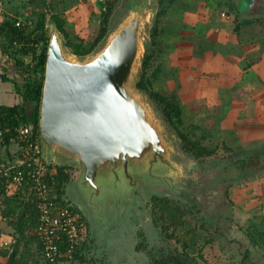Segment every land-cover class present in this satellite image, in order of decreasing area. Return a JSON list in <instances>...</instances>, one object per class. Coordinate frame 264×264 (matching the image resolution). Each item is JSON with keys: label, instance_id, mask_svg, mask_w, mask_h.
<instances>
[{"label": "rangeland", "instance_id": "1", "mask_svg": "<svg viewBox=\"0 0 264 264\" xmlns=\"http://www.w3.org/2000/svg\"><path fill=\"white\" fill-rule=\"evenodd\" d=\"M194 1L166 0L164 6H159L153 27H158L159 32L157 44H154L152 36L150 53L153 52V60L148 77L152 80V88L175 99L179 104L182 123H178V127L201 147L209 148L202 159L189 154L199 166L197 175L202 188L197 200L186 202L171 198L185 203L182 210L191 207L195 212L190 214L171 205L164 212L163 222L169 227L167 232L155 224L156 215L151 212L152 195L149 198L151 207L147 212L149 220H142L138 215L141 210L134 208L128 209L127 215L122 218L111 217L112 223L109 224L90 222L73 198L78 199L76 182L70 181L66 186L64 199L77 206L87 222H84L82 240L73 253L74 257L61 258L59 264H178V260L181 264H230L234 253H239L236 248L234 251L231 242L234 236L233 226L246 223L251 215L239 212L242 211L241 204L251 196V184H246L248 173H251L250 169L264 168L259 161L262 150L264 151V76L256 82L255 74L249 72L246 73L248 76L245 77V83L234 86V82L229 83L230 78L225 82L223 74L231 70L233 64L239 75L249 70L247 53L240 45L237 53H233L232 62L228 61L221 66L223 62L219 58H228L223 57L226 48L221 47L220 54L215 57L212 53L217 51L216 47L211 51L210 46L219 43V38L224 36L215 37L217 31L213 25L207 27V23L201 21L194 23V27L184 18L186 11L190 9L189 4ZM247 1V6L243 4L244 10L248 7ZM106 2L107 0H0V23L8 20L20 22L31 31L39 18L46 15L48 31V27L54 23L53 15L57 14L65 19L71 38L75 41L83 38L85 46L89 47L99 33ZM117 2L110 18L120 7L121 0ZM162 7H166V13L159 20ZM227 14L228 12L223 16L227 17L224 21L228 25L226 33L229 34L232 33L230 29L234 30L235 23ZM190 33L196 35L190 37ZM178 34L184 37L183 41L181 38L179 40ZM187 40L189 45L195 40L200 48L195 46L196 49L191 50L184 44ZM3 41L5 48L16 53V46L10 45L5 39ZM206 45L210 47L207 48L209 51L205 50ZM191 55L195 57L192 59ZM208 56L216 60L206 62L209 61ZM30 58L31 56L25 57ZM231 59L232 57L229 60ZM254 69L257 71V68H251ZM15 73L22 86L23 81L16 68ZM36 108L31 103L28 105L31 117ZM170 125L174 127L171 123ZM37 140L42 149L40 133ZM255 154L258 157H254ZM246 157L249 160L243 162ZM56 166L59 165H51L54 172ZM243 166L247 167L244 172ZM68 167L74 177L77 169ZM157 196L166 197L161 194ZM3 199L4 196L0 193V264L9 263L16 244L18 250L15 264H48L39 247L37 227H31V213L25 218L28 227L20 232L18 226L22 210L4 218L6 210ZM159 212L161 210L157 213ZM1 220L10 223L12 227ZM133 220L141 221L145 229ZM145 230L148 237L146 240L143 237L141 243L140 232ZM3 234L6 238H2ZM227 253L229 254L226 255ZM169 256L174 257V262Z\"/></svg>", "mask_w": 264, "mask_h": 264}, {"label": "water", "instance_id": "2", "mask_svg": "<svg viewBox=\"0 0 264 264\" xmlns=\"http://www.w3.org/2000/svg\"><path fill=\"white\" fill-rule=\"evenodd\" d=\"M160 5L121 0L105 36L84 56L71 51L55 22L48 27L41 150L49 165L77 169L73 198L90 222L109 224L134 208L146 221L152 195L192 202L202 188L178 131L138 87Z\"/></svg>", "mask_w": 264, "mask_h": 264}, {"label": "trees", "instance_id": "3", "mask_svg": "<svg viewBox=\"0 0 264 264\" xmlns=\"http://www.w3.org/2000/svg\"><path fill=\"white\" fill-rule=\"evenodd\" d=\"M117 1L118 0H107V2L105 3L103 9V17H104L103 22L101 24V27L99 28V33L94 37L89 47L85 46L83 38H80L79 41L73 40L69 34L68 29L66 28L65 19L57 14L53 15L54 22L56 23L57 28L65 36L66 45L71 49V51L75 55L78 56L87 55L91 53L95 49V47L99 44V42L105 36L108 30L109 19L113 9L116 6ZM165 2L166 0H161L162 6H164ZM165 13H166V7H162L159 14V20ZM158 32H159L158 27H155L152 32L154 44H157L156 38L158 36ZM3 39L8 41L10 45L16 46V53L10 51L9 48H5ZM48 42H49V37L47 31L46 15H42L39 18L35 28L31 31H28V27L24 24L18 26L15 21L8 20L3 23H0L1 49L3 50V53L7 55L8 59L13 61L15 68L18 69V72L21 75L22 78L21 80L23 81V84L21 86V83L17 82L16 79H14V83L16 85V92L19 95L21 102L15 104L14 106L0 107V119L3 121L5 126L14 127L16 125H19L20 123L29 124L33 129L34 138L38 136V134L40 133L39 109L41 105L43 85L45 80ZM150 52L151 50L147 51L145 55V61L143 64V74L141 80L138 83V87L146 90L151 95V97L158 103L160 108L164 111L168 121L176 128L179 135L183 139V149L188 154L194 155L198 159H202L203 156L206 155V153L209 151V148L201 147L198 144V142H194L188 136V134L182 131L180 127H178V123L179 124L182 123V112L179 104L176 102L175 99L164 96L161 92L155 90L154 87L152 88V80L150 79V76L148 77V73L152 67V60H153V55H152L153 52L152 53ZM26 56L27 57L31 56V58L25 59ZM30 103L37 107L32 117L28 114V105ZM13 142L14 140L12 139V137L8 136L6 139V143L8 144V147L11 146V144H15ZM15 151H16L15 149L14 151L12 149H9L8 152H6V157L12 159L14 156H16ZM249 157H246L242 161L247 162L249 160ZM254 157H258V155L255 154ZM260 159L264 161V154L260 156ZM245 168L247 167L246 166L242 167L243 172L245 171ZM52 169H54V167ZM55 175H56V184L55 186L52 187L53 199L56 202L61 203L62 205H68L71 208V210L74 212L77 223L80 224L82 230L81 232L83 235L84 222H87L86 218L84 217L81 210L77 208V206L70 204V202L64 199V194L66 193V186L71 180L70 168L68 166H56ZM0 191H2L0 193L3 194L4 196L3 206L5 207L6 210L4 216L7 218L8 216L13 215L14 213L17 214L19 211L22 210L21 215L19 214L20 217H19L18 230L20 232H24L26 227H28L25 218L26 215L30 212L31 227L36 228L39 218V210L36 204L33 201L28 200L27 197L21 192H18L17 194L13 193L12 195H10L6 187H4L1 184H0ZM152 202L153 203H152L151 212L154 215H156L155 224L157 225V227L158 226L161 228L163 227V229L167 230L168 232L169 227L168 225H165V223L163 222L165 210L168 209L171 205L174 206L173 208L177 210H182V207L185 206L184 205L185 203L171 199L169 197H161L157 195L152 196ZM187 208H188L187 210L184 209L186 212H189L190 214L195 212L193 208L191 207H187ZM158 210H161V212L157 213ZM36 236L39 242V247L41 248V252H42V242L39 239L38 235ZM140 236H141V240L139 242L142 243L143 237L145 240L148 237L146 230L140 232ZM58 243L61 249V253L63 254L61 258L62 259L69 258L68 256L66 257L64 255L68 247L67 240L63 238ZM137 248L139 249V247ZM17 250H18V246L16 244L13 253L9 257L8 264H15V256ZM169 258L170 260L174 259V257H170V256ZM172 261L174 262V260ZM176 262L178 264H181L179 260Z\"/></svg>", "mask_w": 264, "mask_h": 264}, {"label": "crops", "instance_id": "4", "mask_svg": "<svg viewBox=\"0 0 264 264\" xmlns=\"http://www.w3.org/2000/svg\"><path fill=\"white\" fill-rule=\"evenodd\" d=\"M245 1L247 0H195L193 4H189L190 9L186 11L187 14L184 16L185 20L187 19L192 26H194V23L202 21L207 23L205 25L207 27L211 25L216 27L215 30L217 32L214 34L215 37H219V35L220 37L224 36V38H222L223 40L219 38V43H213V45L210 46L211 51L216 47L217 51L212 53L213 56L216 55L215 57H217V54H220L221 47L226 48V53L223 57L228 58H219L222 60L221 62H223L221 66L226 65L225 63L228 61L232 62L234 58L233 53H237L236 51L240 48V45L244 48V51L247 53L248 64L251 66H248L249 70L239 75L237 69L233 67V64L231 70L225 71V74H223L225 76V82L230 78L229 83L234 82V86L242 82L245 83V77L248 76L249 72L255 74L256 82H259L260 78L264 76V0H248V7L244 10L243 4L247 6ZM227 12V16L229 18L231 17L235 23L234 30L230 29L229 31L232 33L229 34L226 33L228 25L224 21L227 17L225 18L223 16L224 13ZM193 34L194 36L196 35L195 33ZM193 34H191L190 37H192ZM178 37L179 40L181 38L183 41L184 37L181 36V34H178ZM194 43L195 40H192L190 45L188 40L184 42L191 50H195L200 46L198 43ZM195 46L196 48L194 49ZM210 47L206 45L205 50L209 51L208 49ZM229 51L231 53H229ZM191 57L193 59L195 56L191 55ZM209 57L210 56H208V58ZM230 57H232L231 60H229ZM213 60L216 59L212 57L206 62H213ZM252 67L257 68V71L255 69V71L251 70ZM240 77L241 79H237ZM14 79L20 82L15 73L13 61L8 59L0 46V107L14 106L21 102L16 92ZM248 88L249 86L247 89ZM238 91H240V89H238ZM260 146H262V144ZM9 149L13 151L14 149L16 150V145L11 144V146L7 147L6 152H8ZM263 152L262 150L261 155L264 154ZM259 161L264 166V161L261 159ZM250 171L251 173H248L246 184H251V196L247 197V201L241 204L242 211L239 210V212L251 213V215H249L246 223L241 225L238 223L237 226H233L234 236L231 244L233 249L236 248L239 250V253L238 251L237 254L234 253L230 259V264H264V168L259 167L250 169ZM237 196L239 197L240 193H238ZM233 200L236 201V198L233 197ZM1 221L2 223L4 222L3 220ZM4 223H7V225L9 224L8 227H12L8 222ZM1 236L2 238H6L5 234ZM236 249H234V251ZM228 254L229 253L226 255Z\"/></svg>", "mask_w": 264, "mask_h": 264}, {"label": "built area", "instance_id": "5", "mask_svg": "<svg viewBox=\"0 0 264 264\" xmlns=\"http://www.w3.org/2000/svg\"><path fill=\"white\" fill-rule=\"evenodd\" d=\"M17 25L21 23L17 22ZM8 136L17 146L16 156L12 159L6 157ZM33 136L29 124L5 126L0 119V184L9 193L21 192L36 204L39 210L36 234L42 242L43 255L48 264H59L63 254L58 242L65 238L68 243L66 256L74 257L82 230L71 208L53 199L56 175L43 157L37 136Z\"/></svg>", "mask_w": 264, "mask_h": 264}]
</instances>
